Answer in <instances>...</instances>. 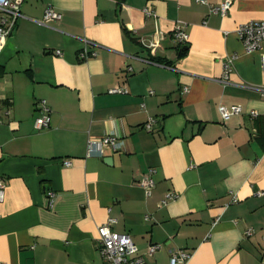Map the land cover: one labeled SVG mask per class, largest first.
<instances>
[{"label":"crops","instance_id":"obj_1","mask_svg":"<svg viewBox=\"0 0 264 264\" xmlns=\"http://www.w3.org/2000/svg\"><path fill=\"white\" fill-rule=\"evenodd\" d=\"M203 1L23 2L0 50V264H105L108 219L147 264L179 250L184 264H264V47L246 52L235 32L264 20V0H232L225 16L211 11L223 0ZM47 7L60 21L41 23ZM85 46L96 56L83 61ZM41 100L50 122L38 130ZM219 106L241 112L223 122ZM107 135L121 149L88 155Z\"/></svg>","mask_w":264,"mask_h":264},{"label":"built area","instance_id":"obj_2","mask_svg":"<svg viewBox=\"0 0 264 264\" xmlns=\"http://www.w3.org/2000/svg\"><path fill=\"white\" fill-rule=\"evenodd\" d=\"M25 0H0V50L6 40V38L11 34L12 30L15 28L16 20L20 16V7ZM203 3V0H199ZM232 0H223L218 6L212 7L211 11L213 13L219 14L221 16H225L229 5ZM145 14L150 15L151 12L149 10H144ZM61 14L51 7H47L44 10L43 18L41 23H49V22H57L60 21ZM236 35L240 42L242 43L246 52H253L256 50H260L264 47V20L260 21H250L246 23L239 24L236 27ZM173 39L177 44L185 45L188 42V35L184 31L183 24H179L176 26L173 31ZM158 43L151 42L149 44V50L152 54H154ZM56 54H60L57 50ZM80 60H87L88 58H92L96 56L95 51H91L87 46L83 48L82 51L78 54ZM236 56H229L227 63L225 64L224 73H223V81L227 82L228 74L230 73V66L232 62L235 60ZM261 71L264 72V53L260 55L259 58ZM125 88H113L110 92H125ZM186 91V88L184 89ZM39 108L41 111V116L35 119V127L38 130L44 129L49 125L50 117H49V108L46 105L44 100L39 102ZM220 117L222 121L228 120L231 116L240 114L241 107L239 106H231L227 108L226 106H219L218 108ZM249 114L253 117L257 115V112L252 110ZM152 120H149L144 128L146 130H151L152 128ZM122 147V142L119 138L113 135H107L98 140H89L87 143V154L93 155L97 154L99 156L103 155V151L105 148H110L113 151H118ZM63 164L65 166H70L69 161H64ZM153 170L148 171V176L144 177L140 182V185L144 188L146 194L148 195L151 189L154 187L155 182L152 179ZM4 188L5 184L2 179H0V202L4 198ZM260 194V193H259ZM55 194L52 191H47L45 193V198L47 201L48 208H52L54 202ZM178 198V194L169 191L165 194V198L161 201V205H167L168 201L176 200ZM237 200L234 198L232 202H236ZM113 219H108L107 223L98 226V251L100 257L105 262V264H147L145 259L138 254L137 247L132 242V240L125 234L116 233L111 230L110 225L113 223ZM246 234H250L249 231ZM157 245H151L148 248V254H153ZM190 254L179 250L174 252L170 257V264H184Z\"/></svg>","mask_w":264,"mask_h":264},{"label":"trees","instance_id":"obj_3","mask_svg":"<svg viewBox=\"0 0 264 264\" xmlns=\"http://www.w3.org/2000/svg\"><path fill=\"white\" fill-rule=\"evenodd\" d=\"M186 45H183L182 47L179 48L178 51V57L181 58L182 56L185 55L186 53ZM3 74V68L0 66V76Z\"/></svg>","mask_w":264,"mask_h":264}]
</instances>
